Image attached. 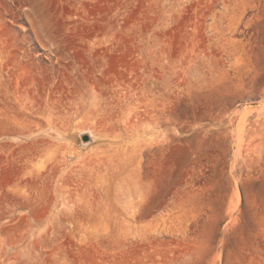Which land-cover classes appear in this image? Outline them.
<instances>
[{
	"label": "rangeland",
	"instance_id": "obj_1",
	"mask_svg": "<svg viewBox=\"0 0 264 264\" xmlns=\"http://www.w3.org/2000/svg\"><path fill=\"white\" fill-rule=\"evenodd\" d=\"M0 89V264H264V0H0Z\"/></svg>",
	"mask_w": 264,
	"mask_h": 264
},
{
	"label": "bare ground",
	"instance_id": "obj_2",
	"mask_svg": "<svg viewBox=\"0 0 264 264\" xmlns=\"http://www.w3.org/2000/svg\"><path fill=\"white\" fill-rule=\"evenodd\" d=\"M1 86H2V85H1ZM0 91H1V89H0ZM1 92H2V91H1ZM119 96H120V95H119ZM122 96H123V95H122ZM122 96H121V97H122ZM51 102H52V101H51ZM33 105H34V104H33ZM115 105H116V104H115ZM31 107H32V106H31ZM38 108H39V107H38ZM119 109H120V108H119ZM46 112H47V111H46ZM34 128H35V127H34ZM42 139H43V138H42ZM0 147H1V146H0Z\"/></svg>",
	"mask_w": 264,
	"mask_h": 264
}]
</instances>
